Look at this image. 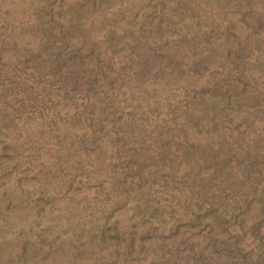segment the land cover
Returning <instances> with one entry per match:
<instances>
[{
	"label": "rangeland",
	"instance_id": "1",
	"mask_svg": "<svg viewBox=\"0 0 264 264\" xmlns=\"http://www.w3.org/2000/svg\"><path fill=\"white\" fill-rule=\"evenodd\" d=\"M0 264H264V0H0Z\"/></svg>",
	"mask_w": 264,
	"mask_h": 264
}]
</instances>
